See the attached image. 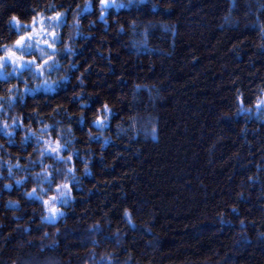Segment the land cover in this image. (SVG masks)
Masks as SVG:
<instances>
[{
	"label": "trees",
	"instance_id": "1",
	"mask_svg": "<svg viewBox=\"0 0 264 264\" xmlns=\"http://www.w3.org/2000/svg\"><path fill=\"white\" fill-rule=\"evenodd\" d=\"M117 3L0 0V51L64 18L0 76V264H264V0Z\"/></svg>",
	"mask_w": 264,
	"mask_h": 264
},
{
	"label": "rangeland",
	"instance_id": "2",
	"mask_svg": "<svg viewBox=\"0 0 264 264\" xmlns=\"http://www.w3.org/2000/svg\"><path fill=\"white\" fill-rule=\"evenodd\" d=\"M55 16V15H54ZM51 17H46V16H38L36 18V22L34 23L33 21H31L28 24H24V25H19L18 26V33L19 36L21 35H25L26 33L32 32L33 29H36V35H34V37L28 41L29 43H31L34 47L29 49L28 51H21V48H17L15 46V42L7 47L11 48L13 51H15L17 53V55H23L25 57V61H21L20 62V66L17 67V65H14L11 61H8L5 64V67H7L8 65H10L11 67L15 68V69H22L26 66H31L32 64L27 63L28 57H32L35 54L38 55L40 58L45 59L44 57H41L39 55V50L38 49H43L47 54L50 53L51 51H53L55 49L56 44L58 43L59 40V34H60V28L64 22V18L63 15L60 17L59 22L57 23L55 20H52ZM43 28L44 32L43 34H40V29ZM51 32H55L56 36L55 38L53 36H50L49 33ZM48 40L49 44H53L54 47L53 48H49L48 44H43V43H38L39 41L42 40ZM5 52V47L0 51V55H3ZM49 55V54H48ZM4 67V68H5ZM4 68H0V76H3V70ZM60 215V213L56 214L55 218H52L50 214H48L47 219L49 221H53L55 220L58 216Z\"/></svg>",
	"mask_w": 264,
	"mask_h": 264
},
{
	"label": "clouds",
	"instance_id": "3",
	"mask_svg": "<svg viewBox=\"0 0 264 264\" xmlns=\"http://www.w3.org/2000/svg\"><path fill=\"white\" fill-rule=\"evenodd\" d=\"M124 7V6H123ZM51 19L52 20H55V16H53V17H51ZM37 31V30H36ZM40 31V34H43V32H44V29L43 30H39ZM52 33H55V32H51V33H49V35L50 36H52ZM27 34H31V38L29 39L28 37H27V35L25 34V35H21L18 39H20L22 36L23 37H25V39H24V42H23V47L21 48V51L22 52H24V51H28L29 49H31V48H33L34 46L31 44V43H29L28 41H30L33 37H34V35H36L35 33H33V31L32 32H29V33H27ZM18 39H16L15 41H17ZM38 43H43V44H48V47L49 48H53L54 47V45L53 44H51V46H49V43H48V40L47 39H45V40H42V41H39ZM39 50V55L41 56V57H46V59H44L43 61H41L40 63H36V57H31V58H29L28 60H27V63H29V61H31V63H29V64H32V65H35V67H36V69L38 70V71H41V75L43 76L44 75V71H42V69H44V66L45 65H47L48 64V61H50V60H53V56H50V55H48L43 49H38ZM16 65H17V67H19L20 66V62L21 61H25V57L23 56V55H16ZM16 69H13V71H15ZM63 77H61V76H59V75H57V77H56V79H62ZM43 83L45 84V85H47V84H49V83H51L52 85H55V83H56V80L55 79H53L52 77H48L47 79H45L44 81H43ZM105 112H107V111H105ZM98 117V116H97ZM96 117V118H97ZM106 117V116H105ZM107 118V117H106ZM14 119L15 120H19L20 119V116L19 115H16L15 117H14ZM96 120V119H95ZM27 127V126H26ZM4 128H9V124L7 123V122H4ZM48 141H45V146H47L48 145ZM59 145L61 146V144L59 143ZM56 146H57V143H55V146L53 147V148H56ZM61 148V147H60ZM57 153V155L59 156V152L57 151L56 152ZM61 159H68V160H70L71 159V156L69 155V156H67V157H60ZM48 167H49V165H45V167L43 168V169H41V172H43L44 174H45V176L47 175V170H48ZM72 171V169L71 168H68V172H71ZM36 175H40V173H36ZM68 188V185H67V183H64V184H62V185H60V193H59V195L60 196H63V195H65V189H67ZM41 190H43V189H41ZM52 197H49V199H47V200H50L51 202H50V204H49V206H47V207H45V212H46V214H50L51 216H52V213L53 212H55L56 214H58V213H60L61 212V210L56 206V204H55V200H52L51 199ZM56 198H58V197H56Z\"/></svg>",
	"mask_w": 264,
	"mask_h": 264
},
{
	"label": "snow or ice",
	"instance_id": "4",
	"mask_svg": "<svg viewBox=\"0 0 264 264\" xmlns=\"http://www.w3.org/2000/svg\"><path fill=\"white\" fill-rule=\"evenodd\" d=\"M99 5H100V8H101L100 17L102 19H103L104 15H105V11L109 7L121 8V7L124 6L122 4L117 3V0H99ZM62 15L63 14L60 13V12H57L55 14V21L57 23L59 22V19H60V17ZM32 19H33V22L35 23L36 22V17H33ZM12 20L15 21L17 24L19 23V21L17 20V17H15V16L12 17ZM41 30H43V28H41ZM121 30H123V29L121 28ZM33 33L38 34V33H36V29H33ZM26 35H27V37L29 39L31 38V34H27L26 33ZM52 36L55 38L56 33H52ZM24 39H25V37L22 36L20 39H18L17 41H15V46L17 48H22L23 47ZM49 46H51V44H49ZM16 55H17V53L15 51H13L11 48L5 46V52H4V54L3 55H0V68H4L5 67V64L8 61H11L14 65H16V59H15L16 58ZM29 63H31V61H29ZM262 105H264V100L259 101V103L257 104V107H261ZM104 110L105 111H108L109 110L107 104L104 105ZM105 119H106V117L101 118L100 116H98L94 122L102 126L104 124ZM60 147L61 146L57 142L56 148L51 147L50 150L52 152H57V151H59ZM42 155H43V153H42ZM35 192H36V189H33L32 192L29 193V195H33V194H35ZM51 199L52 200H55L57 198L56 197H52ZM43 203H44L45 207H47L50 204V200H43ZM125 215L127 216L128 213L126 212ZM55 216H56V213L53 212L51 217L52 218H55Z\"/></svg>",
	"mask_w": 264,
	"mask_h": 264
}]
</instances>
